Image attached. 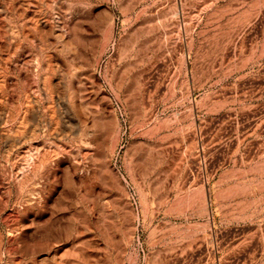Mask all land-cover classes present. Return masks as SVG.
Returning <instances> with one entry per match:
<instances>
[{"label":"rangeland","instance_id":"1","mask_svg":"<svg viewBox=\"0 0 264 264\" xmlns=\"http://www.w3.org/2000/svg\"><path fill=\"white\" fill-rule=\"evenodd\" d=\"M0 264H264V0H0Z\"/></svg>","mask_w":264,"mask_h":264},{"label":"crops","instance_id":"2","mask_svg":"<svg viewBox=\"0 0 264 264\" xmlns=\"http://www.w3.org/2000/svg\"><path fill=\"white\" fill-rule=\"evenodd\" d=\"M226 227H229V222H228V224L226 225Z\"/></svg>","mask_w":264,"mask_h":264}]
</instances>
